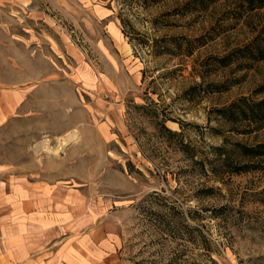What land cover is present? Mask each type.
I'll use <instances>...</instances> for the list:
<instances>
[{
	"label": "rangeland",
	"instance_id": "1",
	"mask_svg": "<svg viewBox=\"0 0 264 264\" xmlns=\"http://www.w3.org/2000/svg\"><path fill=\"white\" fill-rule=\"evenodd\" d=\"M0 7V87L17 90L10 116L0 99V180L87 186L91 210L120 239L119 264H264V156L243 157L234 145L264 142V125L216 112L264 98V60L218 59L264 29V8L237 0ZM208 82L227 88L208 93ZM74 129L77 140L61 153L47 149ZM240 163L251 168L231 170Z\"/></svg>",
	"mask_w": 264,
	"mask_h": 264
},
{
	"label": "crops",
	"instance_id": "2",
	"mask_svg": "<svg viewBox=\"0 0 264 264\" xmlns=\"http://www.w3.org/2000/svg\"><path fill=\"white\" fill-rule=\"evenodd\" d=\"M16 94L0 87L4 117ZM59 179L0 180V264H119L120 239L91 210L87 186Z\"/></svg>",
	"mask_w": 264,
	"mask_h": 264
},
{
	"label": "trees",
	"instance_id": "3",
	"mask_svg": "<svg viewBox=\"0 0 264 264\" xmlns=\"http://www.w3.org/2000/svg\"><path fill=\"white\" fill-rule=\"evenodd\" d=\"M240 7L248 10L255 11L264 8V0H237ZM125 23V20L122 19ZM235 54L240 57H247L253 60H264V29L254 37L252 41L243 47H239L224 57L218 58L219 61L227 66L234 62L236 59ZM238 58V57H236ZM202 84H198L188 89L187 94L189 98L193 99L196 96V90L198 87L201 88ZM222 83L208 82L204 85L203 91L205 92H219L225 90ZM217 114L225 119L226 121L236 122L237 120L245 119L251 122L264 125V98L260 100H251L247 97H241L238 100L232 102L231 104L216 109ZM169 134L178 135L176 131H172L167 127H164ZM235 148L240 151V154L246 158H258L264 156V142H260L254 145H248L241 142L234 143ZM215 150L220 156L225 154V159H223L226 165H229L227 152L225 146H216ZM250 163H240L234 165L231 170L235 172H243L249 170L251 167ZM230 166V165H229Z\"/></svg>",
	"mask_w": 264,
	"mask_h": 264
},
{
	"label": "bare ground",
	"instance_id": "4",
	"mask_svg": "<svg viewBox=\"0 0 264 264\" xmlns=\"http://www.w3.org/2000/svg\"><path fill=\"white\" fill-rule=\"evenodd\" d=\"M77 138L78 131L77 129H74L73 131L67 132L62 136L58 137L59 145H57V147L47 146V149L52 153H61L62 149L66 148L71 142L77 140Z\"/></svg>",
	"mask_w": 264,
	"mask_h": 264
}]
</instances>
